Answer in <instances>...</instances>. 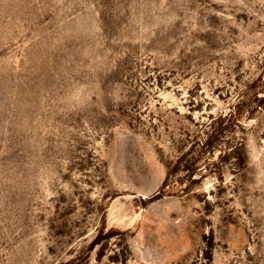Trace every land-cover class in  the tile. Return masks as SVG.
I'll return each mask as SVG.
<instances>
[{
    "label": "rangeland",
    "instance_id": "rangeland-1",
    "mask_svg": "<svg viewBox=\"0 0 264 264\" xmlns=\"http://www.w3.org/2000/svg\"><path fill=\"white\" fill-rule=\"evenodd\" d=\"M0 264H264V0H0Z\"/></svg>",
    "mask_w": 264,
    "mask_h": 264
}]
</instances>
